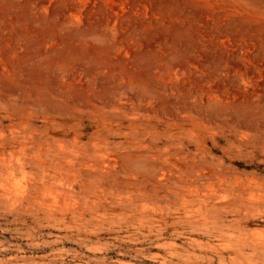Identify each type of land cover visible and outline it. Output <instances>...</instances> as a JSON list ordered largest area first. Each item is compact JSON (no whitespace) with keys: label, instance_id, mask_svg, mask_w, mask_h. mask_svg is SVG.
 <instances>
[{"label":"rangeland","instance_id":"374dc122","mask_svg":"<svg viewBox=\"0 0 264 264\" xmlns=\"http://www.w3.org/2000/svg\"><path fill=\"white\" fill-rule=\"evenodd\" d=\"M0 264H264V0H0Z\"/></svg>","mask_w":264,"mask_h":264},{"label":"trees","instance_id":"16d2710c","mask_svg":"<svg viewBox=\"0 0 264 264\" xmlns=\"http://www.w3.org/2000/svg\"><path fill=\"white\" fill-rule=\"evenodd\" d=\"M261 167V166H260Z\"/></svg>","mask_w":264,"mask_h":264}]
</instances>
